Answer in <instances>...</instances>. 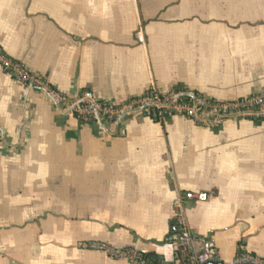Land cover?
<instances>
[{"label": "crops", "instance_id": "0c3cea01", "mask_svg": "<svg viewBox=\"0 0 264 264\" xmlns=\"http://www.w3.org/2000/svg\"><path fill=\"white\" fill-rule=\"evenodd\" d=\"M0 48L71 98L229 101L264 91V0H0ZM0 136V264H127L93 241L170 262L175 200L224 263L264 259V120L81 122L0 66Z\"/></svg>", "mask_w": 264, "mask_h": 264}, {"label": "built area", "instance_id": "2783aa9c", "mask_svg": "<svg viewBox=\"0 0 264 264\" xmlns=\"http://www.w3.org/2000/svg\"><path fill=\"white\" fill-rule=\"evenodd\" d=\"M0 66L14 82L26 88H35L61 111L86 123L120 124L134 113H142L156 120L185 118L202 128H218L229 118H249L264 120V91L257 94L218 101L186 88L173 87L164 91L149 88L143 93L116 104L101 100L91 90H83L76 98L66 96L51 88L42 79L30 74L19 62L9 58L0 48ZM1 141V136H0ZM195 196L187 194V199ZM205 200V196H197ZM174 225L165 239L173 251L170 262L157 261L149 252L133 246L114 247L103 242L93 241L81 244V248L105 254L112 260L127 264H264V259L240 249L230 262H223L211 239L197 237L189 228L179 208V201L173 202Z\"/></svg>", "mask_w": 264, "mask_h": 264}, {"label": "trees", "instance_id": "16d2710c", "mask_svg": "<svg viewBox=\"0 0 264 264\" xmlns=\"http://www.w3.org/2000/svg\"><path fill=\"white\" fill-rule=\"evenodd\" d=\"M156 260H157V261H159V260H161V258H159V257H156Z\"/></svg>", "mask_w": 264, "mask_h": 264}, {"label": "water", "instance_id": "95a60500", "mask_svg": "<svg viewBox=\"0 0 264 264\" xmlns=\"http://www.w3.org/2000/svg\"><path fill=\"white\" fill-rule=\"evenodd\" d=\"M174 224H175L174 222L171 223V225H174ZM153 257H156V256H153Z\"/></svg>", "mask_w": 264, "mask_h": 264}]
</instances>
